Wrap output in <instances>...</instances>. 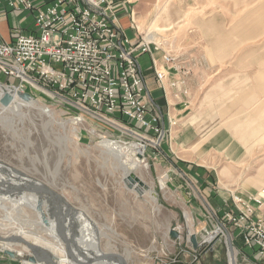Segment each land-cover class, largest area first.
I'll return each instance as SVG.
<instances>
[{
  "label": "rangeland",
  "instance_id": "obj_1",
  "mask_svg": "<svg viewBox=\"0 0 264 264\" xmlns=\"http://www.w3.org/2000/svg\"><path fill=\"white\" fill-rule=\"evenodd\" d=\"M130 1L138 30L151 33L156 40H168L162 32L163 13L165 9L178 7L179 1ZM117 11L127 35L133 38L128 27V6L118 7ZM140 61L144 69L146 63L142 57ZM10 82L17 83V79H8L0 74V87L16 92L7 86ZM2 93L0 88V95ZM30 94L36 105L48 108L53 116L15 101L8 107L0 105V161L48 184L82 213L80 219L75 218L76 226L87 234V238L89 235L90 243L97 247L96 255L116 252L125 258L127 264H228L227 240L214 225L213 209L202 201L199 192L183 176L175 171L168 172L170 166L160 161V152L154 158L156 150L145 144L144 153L140 156L142 161L136 163L129 154L128 159L114 148L102 144L123 141L144 147L135 136L105 124L88 120L77 122L71 109L59 100L37 91ZM254 130L250 132L253 140L263 142L264 129L260 136ZM132 163L137 167L131 174L148 188L150 186L157 198L152 191L144 190L138 183L131 184L125 178ZM22 194L26 198L0 197V204L4 207L0 209L2 237L16 235L22 224L36 221L35 203L29 200V197L36 196L29 192ZM189 198L200 205L201 212L190 205ZM49 203L56 209L51 201ZM46 205L45 201L42 209L48 217L44 210ZM35 228L48 239V242L39 241V244L46 248L53 246L55 234L45 230L39 222ZM27 235L23 238L32 243L34 236ZM194 236L202 246H194L191 239ZM214 240L218 242L216 246L212 244ZM211 244L215 256H210ZM232 245L236 264H250L244 246H237L234 240ZM5 249L8 253L22 251L24 255L22 258L13 257ZM52 252L57 256L64 255L56 249ZM27 255L32 254L23 243L0 241L2 264H22ZM102 263L119 264L115 260Z\"/></svg>",
  "mask_w": 264,
  "mask_h": 264
},
{
  "label": "crops",
  "instance_id": "obj_2",
  "mask_svg": "<svg viewBox=\"0 0 264 264\" xmlns=\"http://www.w3.org/2000/svg\"><path fill=\"white\" fill-rule=\"evenodd\" d=\"M47 1L31 0L38 6ZM177 1L178 7L164 10L162 32L168 38L164 46L191 67L188 93L171 105L174 91L166 94L156 85L149 57L142 55L146 94L163 115L160 161L170 166L168 172L183 176L221 221L232 205L231 192L264 187V141L250 135L256 129L260 136L264 129V0ZM31 20L29 12L0 0V42L11 43L15 29L30 31ZM169 119L176 125L169 126ZM187 201L200 210L196 201ZM245 255L250 264H264L255 251Z\"/></svg>",
  "mask_w": 264,
  "mask_h": 264
},
{
  "label": "built area",
  "instance_id": "obj_3",
  "mask_svg": "<svg viewBox=\"0 0 264 264\" xmlns=\"http://www.w3.org/2000/svg\"><path fill=\"white\" fill-rule=\"evenodd\" d=\"M5 1L32 16L30 31L15 29L11 43L0 42V74L17 79L7 86L59 100L77 122L88 120L133 135L144 148L153 147L156 158L166 130L159 124L160 108L146 94L140 56L149 57L156 85L166 94L174 91L171 105L187 96L186 80L192 70L164 46V39L138 30L131 1L48 0L39 6L31 0ZM121 6H128L133 38L120 22ZM171 125L176 121L169 119ZM231 201L221 221L212 211L218 231L264 257V187L256 193L231 192Z\"/></svg>",
  "mask_w": 264,
  "mask_h": 264
},
{
  "label": "bare ground",
  "instance_id": "obj_4",
  "mask_svg": "<svg viewBox=\"0 0 264 264\" xmlns=\"http://www.w3.org/2000/svg\"><path fill=\"white\" fill-rule=\"evenodd\" d=\"M0 88L3 91L9 90L8 88L2 87V86ZM12 92L14 94L13 101H15V103L27 104L30 107L36 108L40 111H45L50 116H53V112L50 111L48 108L44 107L43 105L42 106L36 105L33 98L28 100V101H25V100L21 99L20 97H18L17 90H16V92L15 91H12ZM13 101H12V103H13ZM98 143H102V142L99 141ZM102 144H105L107 147L114 148L115 150L118 151L119 154H122L125 157H127L129 154L132 158L135 159L136 163H139L142 161V159L140 158L139 155H142L144 147H142L138 143H134V142L133 143L132 142L127 143V142H123V141H115L112 143V141H108V142L102 143ZM136 163H132L133 165H131V167L128 168V171L125 175V178L129 182H130L129 176L131 175V172H134L136 167H137ZM14 169H16V168L12 167L9 164H6V163L0 161V187L2 189H5L8 184L26 185L29 182H32L31 179L22 178L21 176H18L14 172ZM38 181H40V180H38ZM144 190H147L149 192L152 191V194H154L155 197L157 198L156 192L151 190L150 186L148 189H144ZM24 192H27V191H22V192H16V191H11V190L5 191V192L0 191V197L11 196L14 198H26V196H24L22 194ZM28 192L30 194H34L37 198L36 199V198L29 197V200L31 202L35 203V204H33L34 205L33 210L35 212L36 221H32V222L26 223V224H22L20 226L18 232H17L18 234H16V235H18V236L20 235V237L22 236V238H23V236L24 235L26 236L28 233L32 234L34 236V237H32L34 239L32 243L29 242L25 238H23V239L26 240L30 244H35V245H38L44 249H47L54 256L56 264H66V263L67 264H83V261H85V259L87 257H92V256L97 254V247H95L94 243H90L89 235L87 238V234L86 233L83 234L82 233L83 231L79 230L78 227L76 226V219H78V218L80 219L82 213H80L79 211H76L75 217L72 220L70 219L67 222L66 233L67 234H74L73 235V243L71 241L69 242L70 252L73 253V255H75V257L78 259V260H74L72 257H70L68 255V253L66 251V246L64 245L60 235L57 233V224H58V220H59V212L63 210L64 205L61 202L55 200L53 197L49 196L48 194H46L44 192H30V191H28ZM45 201H46L47 205H46V209H44V210L47 211L48 217L45 215V213L42 209V205ZM50 201L56 206V209L54 207H52L51 205H49ZM0 209H4L2 204H0ZM54 211L56 213H54ZM10 218H11V216H10ZM11 220H12V218H11ZM36 222L41 223L44 226V229L47 230L48 232H53L55 234V236H56L55 241L52 242L53 246L46 248V247H43L41 244H39V241L48 242V239L46 237L42 236V234H40L36 230V228H35ZM81 226H83V225L81 224ZM82 238H85V240H83ZM0 241L1 242H11V240H5V239H0ZM13 242L21 243L19 241H13ZM23 245H25L27 247V249L29 250L30 255H31L32 253H31V250L29 249V247L25 243H23ZM55 249L58 250L61 254H63V252H64V255L63 256L62 255L57 256V255L53 254L52 251ZM78 250H80V252H82V255L79 254ZM6 252L8 253L7 250H6ZM105 253H107V252H105ZM8 254H10V256L18 257V258H22L24 255L22 253V251H18V250H15V251L10 252ZM98 255H100V254H98ZM28 257L29 256H27V258L25 257V259H26L25 261H27L26 262L27 264H43L42 262H38V261H30L28 259ZM106 260H115V259L108 258V259H103V260H97V261L91 262L90 264H105V263H102V261H106ZM228 264H236L234 252L231 253L229 251Z\"/></svg>",
  "mask_w": 264,
  "mask_h": 264
},
{
  "label": "water",
  "instance_id": "obj_5",
  "mask_svg": "<svg viewBox=\"0 0 264 264\" xmlns=\"http://www.w3.org/2000/svg\"><path fill=\"white\" fill-rule=\"evenodd\" d=\"M2 85V84H0ZM18 97L21 99L28 101L32 99V95L28 92H20L17 91ZM14 98V94L10 90H5L3 93L0 95V105L3 107H8L12 103ZM142 156V155H139ZM14 172L18 175L21 176L22 178H28L31 179L32 182H29L26 185L23 184H8L5 189H2L0 187V191L5 192V191H16V192H22V191H30V192H44L48 194L49 196L53 197L55 200L61 202L64 205V208L62 211L59 212V220L57 224V233L60 235L64 245L66 246V251L70 257H72L74 260H78L73 253L70 252L69 250V242L71 241L73 243V235L74 234H67L66 229H67V222L75 217L76 214V208H74L69 201L60 193H58L56 190H54L52 187H50L48 184L38 181L37 179H34L30 176H28L26 173L23 171H20L18 169H14ZM129 180L131 184H139L143 186L145 189H148L146 185L136 176L130 175ZM59 210V209H58ZM0 239H5V240H11V241H19L21 243H25L29 249L32 252V255L28 257L30 261H38V262H44L46 264H56L55 263V258L54 256L47 250L44 249L38 245L35 244H30L26 240H24L22 237L18 235H10L7 237H2L0 236ZM192 242L195 247H200L203 244L200 241L196 240V237H191ZM226 242H227V251H228V257H229V251L232 253L233 252V245L232 241L230 239L229 234L226 232ZM217 240H214L212 243L213 245L215 244ZM209 246V249H213V245ZM79 251V254L82 255V252ZM112 258L115 259L119 264H127L125 258L116 252H107V253H102L100 255H94L92 257H87L85 261H83V264H90L93 261L97 260H103V259H108Z\"/></svg>",
  "mask_w": 264,
  "mask_h": 264
}]
</instances>
